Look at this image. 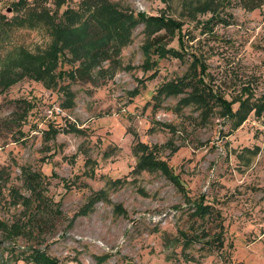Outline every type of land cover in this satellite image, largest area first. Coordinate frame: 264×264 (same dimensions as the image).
Segmentation results:
<instances>
[{
	"label": "rangeland",
	"instance_id": "1",
	"mask_svg": "<svg viewBox=\"0 0 264 264\" xmlns=\"http://www.w3.org/2000/svg\"><path fill=\"white\" fill-rule=\"evenodd\" d=\"M15 1L0 0V72L18 71L19 50L36 53L50 43L44 25L11 21L34 3L54 11V0H26L12 10ZM110 1L181 22L182 58L157 59L148 78L139 23L117 66L103 62L90 78L72 80L62 60L56 85L24 76L0 87V221L25 226L17 236L0 230V264H24L30 247L64 264H264V1L252 10L238 0ZM79 2L64 0L58 15ZM170 39L164 44L179 48ZM199 69L204 88L235 101L233 110L247 99L251 110L241 124L215 101L178 104L189 88L152 98L161 84L191 80ZM23 110L25 118H16ZM48 129L56 132L45 139ZM138 141L166 161L186 197L160 168L138 172ZM23 167L43 176L47 200L29 220L10 193L28 197L35 210ZM99 190L104 196L78 214ZM198 203L209 211L199 215Z\"/></svg>",
	"mask_w": 264,
	"mask_h": 264
},
{
	"label": "trees",
	"instance_id": "2",
	"mask_svg": "<svg viewBox=\"0 0 264 264\" xmlns=\"http://www.w3.org/2000/svg\"><path fill=\"white\" fill-rule=\"evenodd\" d=\"M26 0H17L11 3L12 10L20 5H23ZM38 2V0H34ZM41 1V0H40ZM214 0H212L213 2ZM264 0H238L239 5L245 10H252L258 7ZM64 0H54L56 10L51 11L47 7L40 6L37 3L31 5L24 15L16 18L12 17V23L18 25H27L33 28L39 24L44 25L50 35V43L45 49L36 53H31L27 50H19L13 66L18 71H9L8 69L0 72V87L5 90L19 77H28L32 80L42 82L47 88L56 85V78L63 74L61 70L57 71V67L62 60L71 64V69L65 72L72 80H86L91 77V72L95 67H100L103 62H107L109 66H117L119 54L125 45L130 41V29L139 23L146 28L147 39L142 46L143 62L141 68L143 71L151 70L148 78L156 75L157 59L164 57L182 58V23L168 17L156 15H146L143 12H134L130 9L121 8L115 2L110 0H80L76 9L66 7L58 15V8L63 4ZM208 7L201 8V12H206ZM3 15L0 19H3ZM1 23V22H0ZM154 26V27H153ZM156 26V28H155ZM163 31H160L162 30ZM170 36V41L175 38L179 48L169 47L167 38ZM166 42V43H165ZM165 43V44H164ZM66 53V54H65ZM197 62L194 57L193 63ZM198 64V62H197ZM197 66V65H196ZM202 65L199 64V67ZM202 70V68H200ZM196 70L192 72L193 76L190 79L181 77L174 81H168L156 88L153 99H158L161 96L178 95L183 93L186 88H189L187 95L178 100V104L186 105L189 103L202 104L207 107L211 102H218L224 111L236 119V124H241L251 110L247 99H237V109H232V104L235 101H227L221 96H216L211 90L205 89L202 83V71ZM18 76L15 78V76ZM197 76V78H196ZM66 94L70 93L65 91ZM137 91L134 90L133 94ZM259 105L255 106V112L259 110ZM261 109V107H260ZM16 118H25V111L17 114ZM78 130L70 126L66 131ZM55 129L44 131L45 139H49L55 134ZM135 151H141L137 158L138 172L153 168H160L165 172L167 177L175 184V186L185 195L186 189L174 174L166 161L154 156L153 148L146 143L138 141L135 143ZM88 160V159H87ZM21 173L24 177V182L27 187L33 192L35 202L34 211H30V199L23 197L15 189H10L13 201L20 200L27 209V219L39 214V211L46 205V198L42 194V175L39 172L31 171L25 167ZM104 196L101 190L92 193L89 196L88 202L78 214H86L95 200ZM206 205L197 204L195 210L199 215H204L209 210ZM41 218V217H40ZM33 220V219H32ZM34 224V223H33ZM38 225L36 224V227ZM31 227L28 228V230ZM38 228V227H37ZM25 226L20 223H13L7 226L6 223L0 221V230L8 235L17 236L22 234ZM24 264H64L55 257L48 255L45 251L38 248L30 247L23 257ZM99 264V263H98Z\"/></svg>",
	"mask_w": 264,
	"mask_h": 264
}]
</instances>
